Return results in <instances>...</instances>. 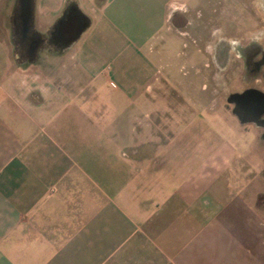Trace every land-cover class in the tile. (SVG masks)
Masks as SVG:
<instances>
[{"label":"crops","instance_id":"1","mask_svg":"<svg viewBox=\"0 0 264 264\" xmlns=\"http://www.w3.org/2000/svg\"><path fill=\"white\" fill-rule=\"evenodd\" d=\"M181 4L36 0L49 24L31 34L48 37L1 33L0 264H264L255 187H215L230 158L179 180L166 167L178 155L147 151V116L137 133V103L147 115L159 80L140 49L168 68L158 43ZM116 41L126 52L108 56Z\"/></svg>","mask_w":264,"mask_h":264},{"label":"rangeland","instance_id":"2","mask_svg":"<svg viewBox=\"0 0 264 264\" xmlns=\"http://www.w3.org/2000/svg\"><path fill=\"white\" fill-rule=\"evenodd\" d=\"M179 1L182 4L170 20L174 30L163 29V40L158 43L164 46L160 56L168 68L161 71L149 48L140 49L159 70V80L154 78L153 89L146 92L150 101L147 115L137 103V133L144 131L140 121L147 116V133L153 143L145 147L154 158L163 146L167 156L178 155L182 161L168 160L166 167L178 170L179 180L218 155L228 156L227 170H235L226 172L215 187H255L254 196L264 202V128L242 123L229 101L249 86L259 87L249 80L247 64L255 49L247 47L256 42L264 48V0ZM35 4L36 0H0V35L8 33L13 42L48 37L47 32L31 34L32 25L49 24L41 17L36 22ZM23 24H27L24 35L13 27ZM174 34L183 38L178 40ZM28 49L16 46L14 51L27 55ZM126 50L124 42L116 41L107 48V55Z\"/></svg>","mask_w":264,"mask_h":264},{"label":"flooded vegetation","instance_id":"3","mask_svg":"<svg viewBox=\"0 0 264 264\" xmlns=\"http://www.w3.org/2000/svg\"><path fill=\"white\" fill-rule=\"evenodd\" d=\"M22 1V0H21ZM30 9H28L24 16L27 17ZM28 18V17H27ZM83 24V21L80 22ZM23 26H27V24H23ZM184 27V25H182ZM38 42V40H36ZM43 41V40H42ZM40 41V42H42ZM255 49L254 54L249 58L251 59L248 62V74L250 82H258L259 87L249 86L243 92L250 91V95L245 98L246 103L250 105V108L244 113L246 119H252L246 123H253L258 125L259 127L264 128V48H262L259 43L251 42L249 43V47ZM232 103V102H231ZM233 110L237 106L236 101L233 102ZM235 114V113H234ZM236 115V114H235ZM237 116V115H236ZM239 119V118H238Z\"/></svg>","mask_w":264,"mask_h":264},{"label":"water","instance_id":"4","mask_svg":"<svg viewBox=\"0 0 264 264\" xmlns=\"http://www.w3.org/2000/svg\"><path fill=\"white\" fill-rule=\"evenodd\" d=\"M250 93H251L250 91H246L244 93H235L229 99L230 102L236 101L237 106L234 108L233 112L237 115V117L242 123H246L252 120V119H246L244 116V113L250 108V105L246 103L247 99L245 97L247 95L249 96Z\"/></svg>","mask_w":264,"mask_h":264}]
</instances>
